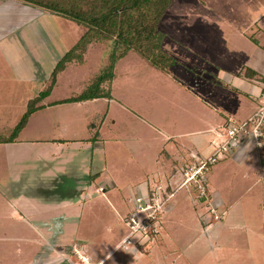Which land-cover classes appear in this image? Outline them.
<instances>
[{"label": "rangeland", "instance_id": "374dc122", "mask_svg": "<svg viewBox=\"0 0 264 264\" xmlns=\"http://www.w3.org/2000/svg\"><path fill=\"white\" fill-rule=\"evenodd\" d=\"M158 26L176 58L168 70L129 50L103 84L109 96L59 101L109 64L113 40L91 42L83 63L58 71L16 138L0 142V264H92L127 233L142 180L152 186L155 169L175 154L207 156L218 146L214 128L264 102V82L243 74H264V0H171ZM84 29L39 6L0 0V135L8 137ZM229 154L205 171V196L197 184L166 192L159 232L130 245L137 256L119 245L99 264H264V174L240 180ZM104 180L109 191L90 192ZM209 203L218 218L204 217ZM164 234L171 251L160 253Z\"/></svg>", "mask_w": 264, "mask_h": 264}, {"label": "trees", "instance_id": "16d2710c", "mask_svg": "<svg viewBox=\"0 0 264 264\" xmlns=\"http://www.w3.org/2000/svg\"><path fill=\"white\" fill-rule=\"evenodd\" d=\"M19 1L39 6L49 12L73 20L83 25L85 29L76 42L58 59L49 85L28 101L23 116L15 124L8 137L0 135V142L13 141L16 138L18 132L25 126L29 115L43 105H37V103L50 92L58 71L69 61L83 63L84 53L91 42L113 40L115 50L109 54V64L103 72L93 76L80 93L59 101L71 102L109 96L110 87L108 85L105 87L103 84L111 82L114 63L129 50L136 51L158 69L168 70L176 63V58L162 46L165 32L158 26L159 20L171 0ZM249 37L258 44V39L253 34H250ZM262 47L264 48V45ZM238 73L241 74V70ZM243 74L248 77H256L264 82V75L253 68H244ZM222 83L224 86H229V83L225 81ZM232 88L247 94L235 86ZM95 176L90 174L89 177L94 179ZM63 198L60 197L58 201Z\"/></svg>", "mask_w": 264, "mask_h": 264}, {"label": "built area", "instance_id": "2783aa9c", "mask_svg": "<svg viewBox=\"0 0 264 264\" xmlns=\"http://www.w3.org/2000/svg\"><path fill=\"white\" fill-rule=\"evenodd\" d=\"M224 121L213 130L217 136L218 146L207 156H197L196 161L184 168L183 178L178 187L197 184L198 195L205 196L207 193L205 171L224 156V153H231L237 147H248L264 154V102L241 120L236 121L229 116ZM98 189L103 191L102 186ZM166 192L168 191L161 183H153L152 186L147 187L146 191L137 192L132 197L134 208L125 218L128 231L119 245L130 246L138 241L144 243L150 239L149 234L159 232L160 214L172 195L171 192L168 194ZM211 214H214L215 218L220 216V212L216 210V203H209L204 217ZM136 234L140 237L135 238ZM74 249L77 248L74 247Z\"/></svg>", "mask_w": 264, "mask_h": 264}, {"label": "crops", "instance_id": "0c3cea01", "mask_svg": "<svg viewBox=\"0 0 264 264\" xmlns=\"http://www.w3.org/2000/svg\"><path fill=\"white\" fill-rule=\"evenodd\" d=\"M259 73H261V72H259ZM256 106L257 105L254 104L253 107H250V112L248 113V115L255 110ZM36 140L39 141V140H42V139H36ZM43 140H49V138L48 139L44 138ZM50 140L54 141L55 139L52 138ZM57 140L62 142L65 139L64 138H58ZM254 151L256 152V157H253L254 160L252 158L251 161L249 162L250 158L252 157L251 156L252 155V152H254ZM229 156H230L231 159H233V161L236 162V165L240 168V169H238V175H239V179L240 180H242V179L247 180V179L251 178L252 176H255L256 178L262 179V176L261 175L264 174V167H263L264 166V154L263 153H259L256 150H254L253 148L237 147V148H235L233 150V152H231L229 154ZM172 158L175 161V162L173 161V164H171V165L165 164V166H162L161 165V167L159 168V170L156 168L155 169V172L153 173L155 179L153 177H152L151 180L149 179L150 181H154L155 183H161L163 185V187L165 188V190H167V191L170 190L172 186H178V184L181 182V177L183 178V176H182V170H183V168H185L186 166H188L189 164H191L192 162H194V161L191 160L192 159L191 156L187 155L186 153L184 155L179 154V153L178 154H175V156H172ZM177 164H179L178 167H177ZM229 171H230V173H233V169H230ZM104 173L105 172L99 173V174H104ZM234 173H236V172H234ZM150 175H152V174H150ZM98 177H100V176L98 175ZM252 180H253L252 183L255 185L256 184V179L252 178ZM109 183L110 182L107 183L106 180H104L103 183L102 182L97 183V184L93 185V187L90 190V192H92L93 190L95 192H100V193L107 192V191H109V190H107L109 188L108 186H110ZM250 185L251 184H249V186ZM99 186H102L103 187V191H100L98 189ZM147 187H148L147 186V181L142 180L138 184V186H137L136 189H137V192H143V191H146ZM214 193H212V194H214ZM128 195H129V199H131L130 192H128ZM188 195L191 197L192 196V192L188 193ZM214 198H215V202H216V197H214ZM186 201L187 200L185 198V200L183 199L182 203H184ZM178 202H179V200H178ZM168 210H169V208H168ZM212 228H213V230L210 231V232L212 234V237L215 238L216 237V225H214ZM168 238L169 237H167L166 234L159 235L156 244H158V246H159V248L157 247L158 248V251L161 250V251H159L160 253H162V251H171V248L168 245L169 244L168 243L169 242L168 241L169 240ZM119 242L117 243V245H115L114 247H112L106 254H104L103 256H101L100 259L99 258L98 259L96 258V261L94 260V262L92 264H99V263H101V261H103L109 255V253H111L116 247L119 246ZM127 247L128 248H126V249L129 250L130 249V246H127ZM130 251H132L134 253V255L137 256V252L136 251H133L132 249H130ZM154 251H156V250H154ZM89 253H90V260H91L92 257H93V253H91V252H89ZM171 263L172 262H170L169 264H171Z\"/></svg>", "mask_w": 264, "mask_h": 264}]
</instances>
